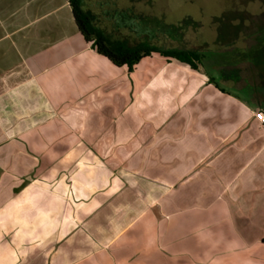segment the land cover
<instances>
[{"label":"crops","instance_id":"0c3cea01","mask_svg":"<svg viewBox=\"0 0 264 264\" xmlns=\"http://www.w3.org/2000/svg\"><path fill=\"white\" fill-rule=\"evenodd\" d=\"M221 68L129 70L68 0H0V264H264V82Z\"/></svg>","mask_w":264,"mask_h":264},{"label":"rangeland","instance_id":"374dc122","mask_svg":"<svg viewBox=\"0 0 264 264\" xmlns=\"http://www.w3.org/2000/svg\"><path fill=\"white\" fill-rule=\"evenodd\" d=\"M81 1L83 8L96 16L98 26L109 24L116 30L117 24H125L129 40L138 38L142 43L160 48L171 45L172 48L195 49L202 46L206 54L205 67L211 71L214 66H221L226 74L222 79L215 71L222 85L230 86L228 82L236 76L239 78L233 67L235 62L245 59L251 64L253 73H262L264 82V0ZM106 14L108 18H105ZM115 32L112 33L114 40L126 38L121 35V30ZM245 65L247 62H243L242 68ZM255 91L264 97V83H257L256 88L245 86L241 96L250 98ZM39 112L46 110L34 109L33 115Z\"/></svg>","mask_w":264,"mask_h":264},{"label":"trees","instance_id":"16d2710c","mask_svg":"<svg viewBox=\"0 0 264 264\" xmlns=\"http://www.w3.org/2000/svg\"><path fill=\"white\" fill-rule=\"evenodd\" d=\"M72 7L75 22L83 34L84 38L93 43L97 51L106 56L117 66H127L129 70H133L134 66L145 56H149L156 52L161 54L168 60H177L187 64L193 69H198L199 64H203L206 56L205 51L200 48H160L156 45L142 43L140 40L131 43L126 39L114 40L112 33L106 28L96 24V16L89 10L84 9L81 0H68ZM125 24H117L115 33H120V28ZM180 30L179 27L176 28ZM138 33L141 30H135ZM145 36V35H144Z\"/></svg>","mask_w":264,"mask_h":264},{"label":"built area","instance_id":"2783aa9c","mask_svg":"<svg viewBox=\"0 0 264 264\" xmlns=\"http://www.w3.org/2000/svg\"><path fill=\"white\" fill-rule=\"evenodd\" d=\"M254 116L259 121L260 125L264 126V111L257 110L255 111Z\"/></svg>","mask_w":264,"mask_h":264}]
</instances>
